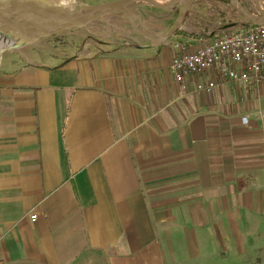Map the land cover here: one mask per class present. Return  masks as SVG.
Here are the masks:
<instances>
[{"label": "crops", "instance_id": "crops-1", "mask_svg": "<svg viewBox=\"0 0 264 264\" xmlns=\"http://www.w3.org/2000/svg\"><path fill=\"white\" fill-rule=\"evenodd\" d=\"M183 20L159 44L0 33V264H264V81L181 92L206 36Z\"/></svg>", "mask_w": 264, "mask_h": 264}, {"label": "rangeland", "instance_id": "rangeland-1", "mask_svg": "<svg viewBox=\"0 0 264 264\" xmlns=\"http://www.w3.org/2000/svg\"><path fill=\"white\" fill-rule=\"evenodd\" d=\"M12 1L20 2L23 0H9L7 1V3ZM43 1H46L49 5L57 7L59 9H63L67 12L82 13L86 10L87 7L93 4L108 2L111 0H71L64 6H61L62 0ZM156 1L164 3L168 0ZM184 1L185 0H181L178 4L166 9L155 8L144 2L131 3L128 5V8L132 13L133 21L138 28L147 31L152 36L161 37L168 31L173 21L177 18L178 12ZM207 1L210 2L208 3ZM239 4V0H194L190 5L188 11H186L183 15L181 21L184 19L183 21L185 23H188L189 20H191V25H193V23H196L194 19L197 21V25L199 22H205L206 20L216 23L222 22L223 24L229 26H227V28L225 29H221V34L238 31L240 29H244L247 23H249L246 15L248 14V11L244 8V11H241V8H239ZM256 11L257 9H255L254 12ZM254 15L257 16V14ZM181 24L182 23H180V25ZM188 29L190 30L191 27L188 26ZM177 31H179V28L177 29ZM190 31V35L192 37H198L200 35H203V33L204 35L205 33H207L201 31L199 35L195 34V31H192V29ZM5 34L10 36V34L8 33ZM129 35L141 36L142 38H145V40L150 42V40H148L146 37L136 33L132 29L130 22L126 19L122 11L111 9L104 10L79 25L64 26L61 27L58 31H48L37 36H40L38 37V40H40L42 37L46 40L51 39L53 42H56V44L63 47L66 45H70L83 36H93L95 38L108 40L114 37L128 38Z\"/></svg>", "mask_w": 264, "mask_h": 264}, {"label": "built area", "instance_id": "built-area-1", "mask_svg": "<svg viewBox=\"0 0 264 264\" xmlns=\"http://www.w3.org/2000/svg\"><path fill=\"white\" fill-rule=\"evenodd\" d=\"M247 18L250 24L244 29L202 36L196 49H183L172 58V76L181 92L187 90V76L203 74L209 70L239 86L264 81V13L260 18L247 14ZM214 86L212 80L195 83L198 91H210Z\"/></svg>", "mask_w": 264, "mask_h": 264}, {"label": "water", "instance_id": "water-1", "mask_svg": "<svg viewBox=\"0 0 264 264\" xmlns=\"http://www.w3.org/2000/svg\"><path fill=\"white\" fill-rule=\"evenodd\" d=\"M181 0H168L164 3L156 0H111L108 2L93 4L82 13H71L63 9L51 6L43 0H23L20 2H9L0 5V33L19 35H39L45 32H55L64 26L79 25L104 10H120L130 22L132 29L146 37L154 44L164 43L172 36L180 26L181 19L189 9L194 0H185L182 4L177 18L173 21L168 31L161 37H155L147 31L138 28L134 21L128 5L134 2H144L159 9L170 8ZM241 11L243 7L239 4ZM245 13V12H243ZM247 15V14H246ZM2 41L0 39V45Z\"/></svg>", "mask_w": 264, "mask_h": 264}, {"label": "trees", "instance_id": "trees-1", "mask_svg": "<svg viewBox=\"0 0 264 264\" xmlns=\"http://www.w3.org/2000/svg\"><path fill=\"white\" fill-rule=\"evenodd\" d=\"M221 1V0H220ZM229 25H225L223 23H216L212 21L206 20L205 22L201 21L197 25V32L201 33V31L207 32L205 35L209 36L210 34H221V29L227 28ZM202 29V30H201ZM204 35V33H203ZM69 59L64 60V62L68 61Z\"/></svg>", "mask_w": 264, "mask_h": 264}, {"label": "bare ground", "instance_id": "bare-ground-1", "mask_svg": "<svg viewBox=\"0 0 264 264\" xmlns=\"http://www.w3.org/2000/svg\"><path fill=\"white\" fill-rule=\"evenodd\" d=\"M70 1H71V0H62V1H61V6H64L65 4H67V3L70 2ZM11 42H12V41H11ZM11 42L7 40L6 44H7V45H10Z\"/></svg>", "mask_w": 264, "mask_h": 264}]
</instances>
